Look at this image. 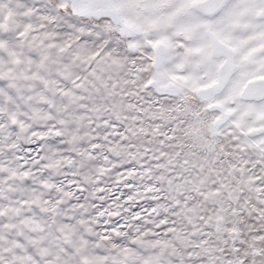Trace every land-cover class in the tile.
I'll return each instance as SVG.
<instances>
[{
    "label": "snow or ice",
    "instance_id": "1",
    "mask_svg": "<svg viewBox=\"0 0 264 264\" xmlns=\"http://www.w3.org/2000/svg\"><path fill=\"white\" fill-rule=\"evenodd\" d=\"M0 264H264V0H0Z\"/></svg>",
    "mask_w": 264,
    "mask_h": 264
}]
</instances>
